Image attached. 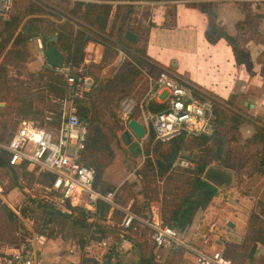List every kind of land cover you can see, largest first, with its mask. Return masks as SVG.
I'll return each instance as SVG.
<instances>
[{
	"label": "trees",
	"instance_id": "obj_1",
	"mask_svg": "<svg viewBox=\"0 0 264 264\" xmlns=\"http://www.w3.org/2000/svg\"><path fill=\"white\" fill-rule=\"evenodd\" d=\"M28 2L27 14L29 15L48 14L58 20L63 19L56 25L52 24L57 33L55 44L65 56L64 64L79 67L84 62L87 54L85 46L89 42L100 43L104 47L101 61L90 62L86 65L85 73L92 76L94 81L85 97L77 99L76 103L80 115L87 120L89 128L86 148L81 153V162L95 168V187L97 189L101 191L113 190L118 185L107 183L104 179V172L113 159L109 142L120 140L118 130L123 128V124L116 120L109 122L105 119V115L109 112L114 115V110L119 103L136 91L137 77H139L140 72L133 61L127 58L122 60L114 74L108 78L99 77L96 75V71L115 64L119 47L134 49L140 56L137 57L136 54H133V57L139 62H145L144 58L149 59L146 49L124 41L123 24L119 23L122 12L121 6L117 9L111 28L108 29L109 17L113 7L111 3L71 2L70 0H28ZM16 7L17 0L14 1L10 18L0 19V56H3L0 63V101H6L12 108L10 111H0V140L6 142L11 139L23 118L39 120L42 126L49 129L57 127L59 124V105L55 100L65 96L68 92L66 75L48 64L42 65L36 72L29 73L27 78H22V73L19 71L15 75H9L11 66L19 67L28 60V53L20 46L34 30L33 24L41 21L39 17L31 16L32 18H28L24 29L17 34L12 46L8 47L9 40L4 38L2 33L19 26L21 20ZM202 11L206 13L209 22L206 29L207 39L211 43H216L219 39L224 38L232 47L236 60L239 61L243 50L237 40L228 35L225 28L216 22V10L212 2L203 3ZM166 15L168 18L166 17L164 25L171 27L176 22L175 7L173 6L168 10ZM43 43L47 45L46 36H43ZM260 62H264V52L260 56ZM75 74L76 76L79 75L77 72ZM194 85L196 86V84ZM198 88L204 91L205 96H214L224 103H216L215 110L219 117V126L227 128L228 141L230 142L229 155L238 144L240 126L248 120L236 108L232 98L223 99V97L200 86ZM150 108L162 110L165 108V104L151 102ZM133 117L137 116L133 115ZM253 119L256 122L254 123L255 129L253 134L247 138L244 146L251 151V154L249 162L244 163V168L249 166L250 173L264 177V120L257 116ZM211 139L212 136L209 135L191 138L190 142L193 148L199 149L195 152L197 156L194 154V157H191V160L194 161L193 165L182 170L171 171L166 175L176 156L184 148L186 138L184 135H179L169 141H162L156 139V134L152 130L146 138L148 156L142 166L135 171L134 180L125 181L118 187V202L123 206L131 204L134 210L141 211L145 206H150L152 201H160L162 220L165 224L184 227L191 223L198 211L207 209L217 195L216 188L203 177V168L208 166L204 155H206L207 144ZM8 165V154L1 153L0 166ZM18 169L29 175L32 181L44 185L50 184L54 178L51 173L41 172L37 175L35 171H29L26 163L19 166ZM164 176H166L164 182L159 185L157 178ZM208 189L210 191L206 192ZM52 205V203L44 200L38 204V207L44 208L46 217L47 226L41 227L43 229L51 230L55 213L70 217V214L67 213L70 211L62 212ZM100 206L105 217L109 211V206L105 203H101ZM66 207L71 210V217L85 226L86 218L81 209L72 206L69 202H67ZM184 208L185 212L183 216H180ZM227 208L228 211H233L229 205ZM25 211H27L26 208H24ZM77 214L80 216L77 217ZM113 214L114 218H122V213L119 210H114ZM22 226L23 224L17 215L0 199V246H5L9 252L18 247L20 243L19 230ZM111 228L116 229L115 226H111ZM35 231L47 235L42 229ZM144 231L147 232L145 239L134 238L128 234L129 247L115 253V255L138 248L140 253L139 264H154L155 245L149 238L148 231L146 229ZM104 235L105 231L103 230L102 234L97 237L101 238ZM81 241L84 242L82 239ZM254 243L264 245V207L260 206L251 209L244 237L236 248L243 251L247 257V253ZM184 252V248L170 252V257L176 259L174 264H182ZM112 256L111 251L107 252V261ZM172 259L166 264H171ZM90 262L92 260L86 259V264H91ZM92 264L98 263L94 261Z\"/></svg>",
	"mask_w": 264,
	"mask_h": 264
},
{
	"label": "built area",
	"instance_id": "obj_2",
	"mask_svg": "<svg viewBox=\"0 0 264 264\" xmlns=\"http://www.w3.org/2000/svg\"><path fill=\"white\" fill-rule=\"evenodd\" d=\"M14 1L0 0V19L10 18ZM70 1L95 2V0ZM56 40L57 33L47 35V44L55 43ZM125 50L124 47L118 48L120 59L127 58L135 61L132 59L133 56L128 55ZM85 51L87 52V46ZM145 60L151 64L140 67L139 63L135 62L147 79V88L143 97L140 100L125 98L121 102L127 127L132 118L140 121L146 131L142 140H145L152 130L156 134V139L162 141H169L179 135L191 139L201 135L216 134L220 126L215 104H224L222 100L214 96H205L202 89L184 80L172 70L161 67L149 59L144 58ZM90 62L92 61L86 56L79 67L71 64L56 67L66 75L68 86L66 95L55 100L59 105L57 127L49 129L42 126L38 120L23 119L8 142L0 140V154H8L9 167L18 168L26 163L27 169L35 171L37 175L43 172L54 176L51 183L47 185L35 182V187L43 190L39 196L40 199L65 211H69L66 207L69 202L72 206L79 207L84 213L89 225V233L84 238V242L79 240L71 244L68 254L77 256L73 264H86V259L97 260L99 257L102 259L110 251L113 256L109 260L114 261L115 253L120 252L130 242L127 234L137 230L138 227L148 231L157 254H160V251L168 254L170 249L184 248L193 254L194 264H233L225 248L206 250L212 241L210 232L220 231L230 236L234 235L227 223L213 222L209 224V232H205L201 225L192 227L191 224H186L184 227H174L163 222L158 209L154 210L153 205L136 211L131 204L123 206L119 203L117 191L122 183L108 191H101L95 187V168L82 163L80 159L81 153L86 148L89 128L87 120L80 115L76 103V100L84 98L90 89V76L85 73L86 65ZM75 71L79 74L78 76ZM151 102L163 103L165 108L152 110ZM135 112L138 114L137 117H133ZM192 165V160L185 154V149H182L170 170L185 169ZM131 175L135 176V172L128 177ZM25 189L29 192V188ZM4 194L5 190L0 185V199L3 202L6 200ZM31 196L36 197V194L32 193ZM228 199L229 203L233 201L231 198ZM101 203L109 206L105 217ZM12 208L17 217L24 220L20 210ZM114 210L122 213L118 224L120 238L117 239L114 234L109 233L101 239H96V235L102 232L103 226L113 221ZM190 231L193 232V237L201 239L205 247L192 244L191 239L188 238ZM19 238L18 247L0 254V264H36L41 253L39 245L44 244L47 238L36 232L33 227L20 228ZM240 238L241 236L236 234L230 240L238 242Z\"/></svg>",
	"mask_w": 264,
	"mask_h": 264
},
{
	"label": "crops",
	"instance_id": "obj_3",
	"mask_svg": "<svg viewBox=\"0 0 264 264\" xmlns=\"http://www.w3.org/2000/svg\"><path fill=\"white\" fill-rule=\"evenodd\" d=\"M99 1L113 4L108 29L113 24L117 9L120 6L122 7V12L119 17V23H122L124 28L122 35L124 36L126 30L135 32L138 35V41L133 45L144 47L149 59L153 62L161 67L172 70L191 84L194 83L198 87L200 86L213 94L223 97V99L232 98L236 108L240 112L248 110L253 115L252 117L257 116L264 120V62H260V56L264 52V0H95V2ZM205 2H212L216 10V22L224 27L227 34L234 37L239 43L240 48L243 50L239 61L236 60L232 47L224 38L219 39L216 43H211L207 39L206 29L209 22L206 13L202 11V4ZM173 6L176 9V22L174 27H169L164 25V22L167 17L166 12ZM143 13H147V17H143ZM40 15L43 14H35L32 16L40 17ZM49 16L53 19L51 23L54 25L63 21V19L58 20L54 16ZM40 20L42 19L40 18ZM140 21L145 23L147 27L144 38L135 28ZM39 22H35L33 27L37 26ZM36 33L34 32V34ZM50 33H56V31L52 29V31H49L44 36L47 37ZM124 41L128 42L126 39ZM42 44H44L43 39ZM86 46V56L92 62H100L104 51L103 45L89 42ZM165 50H167L166 54L163 53ZM37 57L41 59L40 54ZM120 58L121 56L118 53L115 64H118ZM44 64L39 63L38 68L30 70V73L38 71ZM104 70L105 68L100 70L99 73L96 72V75L99 76ZM9 75L15 74L10 71ZM21 77L27 78L28 75L22 73ZM90 81L91 84L94 81L92 76H90ZM0 103H2L0 105L1 112L12 109L6 101H0ZM250 132L251 130H248V133ZM212 186L216 187L214 185ZM221 187L223 188V186ZM226 198L233 200L232 202L230 201V204L227 203L233 211H228L227 213L232 215L238 214L237 216L239 214L246 215L243 233L236 232L235 230L237 227L235 221L237 216L227 218L225 223L228 224L231 221L235 224L234 227L228 225L233 230L234 235H231V237L234 238L238 234L241 236L240 240L238 242L215 240L216 242L214 241V243L211 241V244L206 247V250L220 249L222 244H228L226 246L227 248L222 246L226 249L227 255L232 260V263L239 264L236 246L241 243L244 237L245 227L249 217V214L244 211L249 207L244 205L245 202L243 203V201L248 200L246 201L248 203L251 200L246 197H240V195L234 198L231 194H228ZM210 207L205 210H200L195 215L194 220L188 224H191L192 227L202 224L201 221H205ZM60 210L63 211L62 209ZM249 211L251 210L249 209ZM203 216L205 217L203 218ZM119 223L116 218H113L110 224L104 225L102 231H105V235L103 237L112 233L119 239L121 233L118 227ZM111 226H115L116 229L114 230ZM85 227L89 228L87 222L85 223ZM130 232H133V230ZM192 233L190 231L188 234V238L191 239L192 244L203 247L204 244L200 238L193 237ZM100 234L102 232L97 234L95 238H103L97 237ZM228 246L235 247L237 254H235L234 249L233 252L232 250L230 252ZM128 247L129 244L124 249ZM3 251L8 250L5 246H0V254ZM154 252L156 253L155 248ZM248 253V264H264V245L258 243L252 258H249ZM185 254L191 257V260H188L185 264H194L195 259L193 254L186 249ZM67 256L68 262L66 264L76 262L77 256L68 253ZM117 256L115 255L116 258ZM105 258L106 256L102 259L100 257L97 260L92 259V262L95 261L98 264H105ZM92 262L90 263L92 264ZM36 264H40L39 257Z\"/></svg>",
	"mask_w": 264,
	"mask_h": 264
},
{
	"label": "rangeland",
	"instance_id": "obj_4",
	"mask_svg": "<svg viewBox=\"0 0 264 264\" xmlns=\"http://www.w3.org/2000/svg\"><path fill=\"white\" fill-rule=\"evenodd\" d=\"M28 6V0H17L16 10L20 14V24L18 27L2 33V36L9 40L8 47L12 46V43L17 34L24 29L25 25L29 20L28 18H32V15L27 14ZM142 16L147 17V13H143ZM39 18L42 19L41 22H39L37 26L33 27L34 30L31 31L30 36H28L26 41L20 46L23 50L28 53L29 58L19 67L11 66L10 70L13 74H16V72L19 71L23 74L28 75L30 73V70L38 68L39 63H48L47 58L45 56V45L42 44V39L44 35L54 29V26L51 23L53 19H51L48 14L40 15ZM174 26L175 25H172L171 27ZM135 28L140 32L141 36L144 38L147 29L145 23L140 21V23L137 24ZM34 32L37 33L34 34ZM125 51L130 56H133V54H136L137 57L140 56L132 48L127 47ZM163 53L166 54L167 50H165ZM38 54H40L41 59H38ZM2 58L3 56H0V63L2 61ZM123 59L124 58L120 59L118 64L116 65L106 67L105 70L100 73L99 77L108 78L109 76L113 75ZM132 59L135 60L132 61L136 65L140 73L139 77H137V83L135 87L136 91H134L132 95L127 96L125 98H134L136 100H140L143 97L147 88V79L145 78V75L140 67H143L145 64L149 65L151 64V62H149L148 60H145L148 61L147 63L139 62L134 57H132ZM135 62H138L140 67ZM96 72L99 73V71ZM163 95L165 96V93ZM121 102L115 108L114 115H112L110 112L105 115V119L109 122H113V120H116L118 123L121 122L123 124V128L118 130L120 140L115 142H109V147L111 149L110 153L112 154L113 159L104 172L105 181L113 185H119L125 181H133L135 176H128L131 173L135 172L139 167H141L146 157L148 156V145L146 139L142 140L134 138V140L129 144H126L124 142L122 134L124 131L128 130V127L125 124V120L123 118ZM242 113L248 121L240 126L238 144L229 155L228 153L230 149V142L228 141V133L227 128L225 126H220L217 134L212 135L211 141L207 144L206 155H204V158L208 162L207 167H222L232 174L233 179L232 183L228 185V187H215L217 190V195L211 201V207L208 210V215H206L207 217L205 221L202 220V224H200L201 228H203L205 232L208 231L210 226L209 224L213 222H219L221 224H224L227 218H232L238 215H232L230 213H227V205L230 204L228 202L229 199L226 198L228 194H231V196L234 198L235 196L240 195V197H246L247 199H250L251 201H249L248 203H246V201L248 200L243 201V203L245 202L244 205H247L249 207L244 210L249 215L251 213L249 209L251 210L252 208H256L257 206L264 207V177L256 173H250L251 169L249 166L244 168V163L249 162V156L251 154V151L248 150V148H245L244 146L247 138H249L253 134L255 129L254 123L256 122L255 119H253L252 117L253 115H251L248 110H244ZM134 115L138 116L136 112ZM248 130H251V132L248 133ZM190 141V138L186 139V144L183 148L185 149V154L188 156L189 159H191V157H194L195 152L199 150L198 148H193V145ZM150 155L153 156L152 154ZM193 162L194 161H192V163ZM182 169L178 168L169 170L166 175L171 171ZM165 178L166 176H164L163 178L158 177L157 183L159 185H162ZM0 185L5 190L4 196L6 200L4 201V203L11 210H13L12 207L17 210H20L21 216L24 218V220L19 218L23 224V226L20 228L27 229L29 227H33V229L35 230L42 229L48 235H45V237L47 238L45 243H41V245H39L41 246V254L39 256L40 264H66L68 262L67 253L69 252L71 244L74 242H78L79 239H82L84 241V238L88 236L89 228L82 226L80 223L76 222L75 218L71 217V210H69L70 212H67L63 210V208H60L63 210L62 212H67L68 214H70V217H66L63 214L55 213L54 224L52 225L51 230L48 228H41L43 226H47L45 223L46 217L44 215V208L38 207L39 202L42 203V199H40L39 196L43 193V190L41 188L37 189V187H35V181H32L31 177L25 174L20 169L10 168L9 166H0ZM25 188H29V192ZM32 193L36 194V197H32ZM34 199L36 201H33ZM226 203L228 204L226 205ZM150 205H153L154 210L158 209V212L162 217L161 202L152 201ZM53 207L57 210H60L59 207L56 205H54ZM24 208H26L27 211L24 212ZM198 212H200V210ZM79 216L80 215L77 214V217ZM204 217L205 216H203V218ZM116 219L120 222L121 218L118 219V217H116ZM235 221L237 223V227L235 229L236 232L243 233L246 215L239 214ZM144 230L145 228L138 227L137 230H133V232H130V234H128L134 236V238L136 237L145 239V237H147V232ZM210 234L211 240L213 241L212 243H214L215 240H229L232 242V240H230L232 237L226 232L220 233V231H216L213 233L210 232ZM235 238L237 240L239 239V237ZM222 245L226 247L228 244L226 245L224 243ZM222 245L220 246L221 248H223ZM228 249L230 250V252L234 249L235 252V247L233 246H228ZM121 250H124V248H122ZM175 250L177 249H170L169 254L170 252H173ZM237 253L235 252V254L238 255V263L248 264L249 261L245 256V253H242V251L240 250H238ZM170 256L171 255H168L165 251H160V254L155 253L154 264H166V262L173 258ZM168 257L169 259H167ZM139 258V250L138 248H134L130 252L123 251L122 254L117 256L116 261L114 259L115 262L110 260L107 261V258H105L104 261L105 264H139ZM188 260H191V257H189V255L187 256L184 252L183 261L181 263L185 264ZM171 262V264H174L176 262V259L173 258Z\"/></svg>",
	"mask_w": 264,
	"mask_h": 264
},
{
	"label": "water",
	"instance_id": "obj_5",
	"mask_svg": "<svg viewBox=\"0 0 264 264\" xmlns=\"http://www.w3.org/2000/svg\"><path fill=\"white\" fill-rule=\"evenodd\" d=\"M123 37L132 44H136L138 41V35L132 30H126ZM44 48L45 56L49 65L53 67H61L64 64L65 56L55 43H49L45 45ZM0 105H2V103H0ZM83 119L86 120L84 117ZM145 132L144 125L137 119L132 118L128 122V130L123 132L122 138L126 144H129L134 140V138H144ZM203 174L204 179L214 186H228L231 184L233 178L229 171L216 166L204 167ZM207 191H210V189L206 190V192ZM184 212L185 208L181 211L180 216H183ZM228 225L234 227L235 224L229 221ZM257 246L258 243H254L252 245L248 253L249 258L253 257Z\"/></svg>",
	"mask_w": 264,
	"mask_h": 264
}]
</instances>
